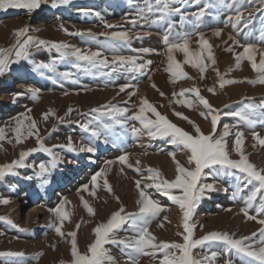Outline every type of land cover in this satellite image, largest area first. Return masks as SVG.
<instances>
[{"label": "rangeland", "instance_id": "374dc122", "mask_svg": "<svg viewBox=\"0 0 264 264\" xmlns=\"http://www.w3.org/2000/svg\"><path fill=\"white\" fill-rule=\"evenodd\" d=\"M56 3L57 7L53 8L52 0H44L40 8L32 12L23 8H0V48L5 50L13 48L17 40L22 43L28 36H32L35 41L28 48L27 59L20 58L17 61L13 52L12 62L0 74V94L13 87L19 79L26 77L34 76L41 83L37 90L36 88L19 89L13 95L12 101L0 103V129H3V136L0 137V166L10 165L13 161L19 160L21 152L37 149L24 157V166L14 167L11 171L5 169V174L0 177V218H5L0 219V264H72L73 239L76 241L78 253L90 256L89 245L95 240L94 228L106 222L121 208H123L122 215L138 213L141 190L161 206L162 211L151 220V223L156 221L159 223L158 219L162 216L166 204L161 201L162 197L155 187L149 188L146 185L159 183L166 167L162 157L154 156H162L163 147H166L165 151L168 153L175 154V150L181 151L182 148L168 143L167 138L148 136L140 122L131 119L133 113L139 111L142 99H146L170 122L190 134H195L194 125L199 126L201 132L206 135L211 133V115L219 114L217 137L224 132V126L227 125L229 135L224 139L228 149V141L231 139L235 141L236 133H242L244 154L257 170H264V160L260 157L263 145L254 136L255 133L260 139H264V83L258 82L259 73L252 67L253 61H249L247 55H242L244 47L252 45L251 53L257 66L264 57V5L258 2L248 4L244 0L240 11L241 22L234 28L232 22L228 20L232 17L234 21L237 15L235 6L228 7L232 4V0H225L224 4H220L219 0H200V3L196 0H187L184 4L172 3L170 7L179 11L173 12L167 23H153L159 13L146 11L148 4L154 5L155 0H68L64 4L56 0ZM142 9L145 11L142 12ZM202 10L204 15L197 20L195 14ZM249 13H251L250 17ZM169 23L171 24L170 40L176 33H190L189 47L193 51H198L202 47L199 43L200 33L208 41L210 49H205L204 56L207 57L210 50L213 59L204 60L203 73L191 64L184 63V55L179 51L174 52L173 55L181 62V70L187 75L176 77L166 70L167 46L163 37L169 32ZM106 25L114 27L109 28ZM24 28L28 31L17 37L16 30ZM89 31L99 41L105 39V36L100 35L101 33L110 34L116 31L130 34L131 39L127 47L118 49L116 53L102 50V55L107 56L109 60L113 55L118 54L134 56L137 58V63L149 61L151 63H147L146 67L138 72L120 69L108 77L95 74L96 70L85 72L83 62L81 68H76L73 57L60 59L57 50L51 47L52 43H64L71 48L96 51L98 45L95 42H86L90 39L87 35ZM216 31L220 32L219 36L214 34ZM80 32L85 35L75 34ZM138 35L140 38H137ZM41 40L47 43L38 44ZM139 49H150V51L146 53L136 51ZM238 55H242L239 67L236 59ZM53 60L56 61L54 71L35 67L41 62L49 63ZM104 71H111V67ZM66 72L71 74L70 78L61 75ZM221 80L233 82L225 83L221 87ZM121 85L128 87L121 91ZM210 88L214 89V92H210ZM192 89H197L199 96L207 99L212 106L211 112L200 103L199 97L191 91ZM181 90H184L183 95ZM104 105L127 109L124 116L120 117L125 121L127 129L122 130L119 125L115 126L118 135L123 133L121 140L110 141L107 144L104 143L103 136L100 139H93L90 132L82 127L99 114L92 110L104 111L101 108ZM180 110L187 112L189 117L177 119L175 114ZM235 112H251L257 123L250 126L238 116L227 115ZM201 113L205 115L202 116ZM43 114H47L46 119ZM145 115L149 119H156L148 110ZM101 118L109 122L108 117ZM33 122L35 128H30ZM17 127L21 130L19 141L15 132ZM132 127L140 128L141 134L134 136L130 131ZM249 138L253 141L252 147L249 146ZM38 139L51 151L39 150ZM69 143L77 151H72L68 147ZM82 147H92L95 150L79 151ZM121 155H126L127 160L121 162L118 159ZM53 158H55V167L52 166ZM239 158L237 153L235 160ZM41 163L47 169L43 174L40 173L39 168ZM183 166L190 167L188 163ZM75 168H78L80 177L88 169L90 172L79 182H76L77 178L72 177V182L64 188L61 195L42 204L41 211L32 219L33 223L25 226L21 224L23 213L34 210L42 192H48L51 187L55 188L57 180ZM149 168L159 171V179L155 181L148 179L154 174L148 171ZM217 168L219 166L205 169L199 179L200 183L198 181V187L203 185L202 182L207 177L208 171L216 174L220 181H225L227 174L223 172L217 174ZM98 172L101 174L93 182L92 177ZM231 173L234 182L226 183L228 192L233 193L234 202L228 204L226 223H234L237 228L229 230V227H215L206 230L202 225L193 222L192 214L206 195L205 190L200 201L195 204L196 208H193L189 219V224L192 226L191 240H199L212 232L228 233L234 238L248 237L257 233L258 238L259 230L264 228L259 222L264 220V210L257 211L261 204H264V189L257 191L259 182L253 180L249 183L246 173L235 169L231 170ZM164 177L165 180H169L166 175ZM45 180L48 183H44ZM137 181L140 182L139 189L136 186ZM170 191L176 196L183 195L179 189ZM207 191L211 193L212 190L207 189ZM253 193L255 198L252 207H247L246 201ZM129 196L134 204L129 201ZM85 201L93 209V213L87 211L84 206ZM61 203L67 213V217L62 222L54 211ZM166 203L171 206L170 201ZM235 207H239V210L235 211ZM246 207L248 216L256 219H249L241 211ZM169 212L166 220L168 223L164 226L167 236L151 234L154 237L152 243H184L183 235L188 233L183 228V217L180 221H176L171 219V211ZM18 213H20V221L16 217ZM238 213L244 220L238 221ZM243 221H250L247 227L240 224ZM54 225L60 227L62 234L56 232ZM126 230L129 233L135 232L130 220L122 223L109 235V240L115 242L103 245L111 257L114 256L112 254L114 247L124 245L120 238ZM73 232L75 237L70 235ZM171 252L177 256L181 254L177 249H171ZM213 252L218 254L215 258L211 257ZM191 254L197 259H202L203 264H226L227 261L231 264H243L240 255L235 251H225L223 243L219 241H205L202 245L192 248ZM129 255L126 254L127 258ZM204 257L208 259H203ZM163 258L164 252L158 248L148 247L145 248L144 253L138 254L137 264H163ZM104 264L109 262L105 260ZM114 264L121 263L115 258Z\"/></svg>", "mask_w": 264, "mask_h": 264}, {"label": "snow or ice", "instance_id": "6c2138e0", "mask_svg": "<svg viewBox=\"0 0 264 264\" xmlns=\"http://www.w3.org/2000/svg\"><path fill=\"white\" fill-rule=\"evenodd\" d=\"M44 0H0V8L10 7L16 9H27L29 12H32L35 9L40 8L41 3ZM61 4L67 3L68 0H59ZM197 3H200V0H196ZM244 0H232V4H229L228 7L232 8L235 6L237 15L234 18L229 17L228 20L232 22V26L235 28L241 22V7L243 5ZM248 4L258 2L261 5H264V0H246ZM172 3L184 4L187 3V0H155V4L149 3L146 11L149 13H159L156 20L153 23L159 22H168L169 16L173 12H178L179 9H172L170 5ZM220 4H224L225 0H219ZM53 8L57 7L56 0H52ZM207 6V5H206ZM145 11L144 9L141 10ZM257 11H261V9H257ZM204 15L203 10L197 14H195L196 19L199 20L201 16ZM251 13H249V17ZM183 19V18H182ZM135 23V21H133ZM111 28L113 25H106ZM171 24L169 23V32L163 37L164 43L167 46V71L172 73L173 76L183 77L187 74L181 70V62L177 61L174 58L173 53L179 51L184 55V63H189L193 67L199 69L200 73L205 71L204 60H212L213 56L211 51L209 50L207 53V57L204 56L205 49H210V45L208 41L204 39L202 33H200L199 43L202 45L200 50L193 51L190 49V33H176L175 36L170 40L171 35ZM28 29H19L16 30L17 37L23 35L27 32ZM76 35H85V33H75ZM215 35L219 36L220 32L216 31ZM90 39L86 42L91 43L95 42L98 45L96 51L92 50H81L79 48H71V46L66 45L64 43H52L51 47L55 48L59 53L60 59H67L69 57L74 58V66L76 68H81V62L84 63L83 70L85 72H92V70H96L95 74H100L102 76L111 77V75L120 69L138 72L143 70L146 67L147 63H137V58L134 56H125V55H113L112 59L109 60L107 56L102 55V50H110L113 53H116L118 49L127 47L130 43V34L127 32H111L109 33H101L100 35L105 36L103 41H99L95 38V35L90 31L87 33ZM137 38H140L139 35ZM175 41V42H174ZM34 38L32 36H28L22 43L17 40L16 45L10 49L0 48V74H2L6 68L9 67V64L12 62L11 57L14 52L16 60L18 61L20 58L27 59L28 57V48L34 43ZM45 41H38V44H46ZM71 49V50H69ZM252 45H247L244 47V53L242 55H247L249 61H253L252 67L259 73V81L260 83H264V57L261 58L259 65L254 62L253 55L251 53ZM136 51L140 52H149L150 49H139ZM242 55H238L237 59V67H239V61L242 58ZM214 62V61H213ZM56 61L53 60L49 63L37 64L36 69H49L55 70ZM127 66V67H126ZM111 67V71L106 72L104 69ZM64 78H70V73L61 74ZM233 81L221 80V87L225 83H232ZM252 83L253 81H249ZM125 87L128 85H121L120 90L124 91ZM191 91L195 92L199 97L200 103H202L209 112L212 111V106L209 104L206 98L199 96V92L197 89H192ZM210 92H214V89H209ZM184 90H181V95H183ZM131 95V93H130ZM33 97H36V93H33ZM104 111L101 109H93L92 112L99 113L94 117L93 121H89V123L84 124L82 127L89 131L91 134V138L100 139L102 136L105 138L104 143H109L110 141L121 140L122 134L118 135L115 131V126L119 125L122 130L127 129V125L123 119L124 114L127 112V109L120 108L114 105H104L101 106ZM146 110L152 112L156 119H149L146 117ZM71 111V110H69ZM44 118H47V114H43ZM178 116H182L181 113H176ZM204 116V113H201ZM227 115L238 116L241 120L245 121L248 125L254 126L257 123V119L253 118L251 112H235V113H227ZM101 117H108V121L106 122ZM187 119L186 117H184ZM207 118V117H205ZM219 114L211 115V126L212 132L209 134H204L201 132L199 126L194 125L195 134H190L187 131L181 129L177 125L170 122L164 115L160 114L157 109L150 104L146 99H142L141 106L139 111L133 113L131 119L139 121L143 126V129L146 130L147 135L156 138H167V142L175 145L177 147H183L188 150L190 155L188 156L187 163L190 167H185L179 163V161L175 160V153H169L172 156L176 168H175V178L173 180H161L159 183L147 184L146 187H155L157 192H162L164 195H168L169 191L172 189H179L182 191L183 195L169 196V199L177 203L180 209L183 212V228L187 235H183L184 243H166L160 242L158 244L152 243L154 237L148 231V225L151 223V220L155 218L161 211L162 208L157 201L151 199L148 194L141 190L139 192L140 199L138 200V204L140 205L138 213L135 214H127L122 215L123 208L113 213L110 218L106 222H102L94 228L95 240L93 243L89 245L88 254L81 255L77 251L76 241L73 239L72 241V256L74 260L72 264H104V261L107 260L109 264H114V258L108 255L103 245L109 242H115L109 240V235L113 233L114 229H117L122 223L126 221H131L132 227L135 231L138 232V236L135 238V241L130 243L128 246L134 250L133 254L129 255V259L132 260V264H137L138 254L144 253L145 248H158L160 251L164 252L163 264H203L202 259H197L191 254V249L195 248L197 245H202L205 241H219L222 242L225 251L232 252L235 251L237 255H240L243 258V264H264V228L259 230V236L257 238V233H253L248 237H240L234 238L233 235L228 233H218L212 232L199 240H191L192 235V226L189 224V219L192 214V210L195 207V204L200 200L202 193L205 189L213 190V185H200L198 187V181L201 178L202 173L205 169L214 168L215 166H219L216 169L217 174L223 172L224 174H232L231 170H239L241 173H246V178L249 183L253 180L259 182V188L264 189V170H257L256 166L253 165L244 154L242 149L243 134L240 132L236 133V138L234 141L235 151L239 154V159L233 160L229 156V152L227 149V143L224 137L229 135V128L227 125L224 126V132L217 137L216 128L217 122L219 120ZM191 122V121H190ZM19 123V121H18ZM91 125V126H90ZM30 128H35V123L33 122L30 125ZM131 133L134 136L141 134V129L132 127L130 129ZM17 134V141L20 139L21 130L20 127L15 129ZM3 136V129H0V137ZM254 136L259 140L261 145H264V139H260L257 134L254 133ZM40 148L44 152H50L51 150L47 147H44L43 144L39 141ZM68 147L72 151H77L76 148L72 147L71 143H69ZM37 149L29 150V152H21L19 160L13 161L10 165L0 166V177L5 174V169L11 171L14 167L24 166V157L30 154L31 151H36ZM95 149L92 147L80 148L79 151H87L93 152ZM121 162L127 160L126 155H121L118 157ZM110 163V162H106ZM52 166L55 167V158H53ZM40 173L43 174L47 171L45 165L41 163L39 165ZM139 171V169H137ZM148 171L150 173H154L152 176L148 177L149 180L155 181L159 177L160 173L156 169L149 168ZM101 173H96L93 175V182L96 181V178ZM44 183H48L47 180ZM107 184V181H105ZM136 186L140 188V182H136ZM110 190V189H109ZM240 189H238L239 191ZM235 195V194H234ZM255 198V193L252 196H249L246 205L247 207H252V201ZM7 203V201H2ZM84 206L87 208L89 213H93V209L88 206L87 202H84ZM247 207L242 209L241 211L248 216ZM264 210V204L261 205L257 211ZM57 216L60 218L61 222L67 217V213L63 210V203L54 210ZM249 219H256V217L248 216ZM5 219V218H0ZM11 223V221H8ZM262 225H264V220L259 221ZM55 230L57 233H61V229L59 226H55ZM73 237H75V233H71ZM171 249H177L181 251V254L177 256L174 252H171ZM167 250V251H166ZM9 255H22L21 253H8ZM218 254L213 252L211 254L212 258H215ZM203 259H208V257H204ZM226 264H231L230 261H227Z\"/></svg>", "mask_w": 264, "mask_h": 264}, {"label": "bare ground", "instance_id": "6f19581e", "mask_svg": "<svg viewBox=\"0 0 264 264\" xmlns=\"http://www.w3.org/2000/svg\"><path fill=\"white\" fill-rule=\"evenodd\" d=\"M40 86H41V83L34 76L26 77L24 79H19L18 81H16L14 83L13 87L3 91L0 94V103H2L4 101L9 103L10 101H12L13 95L19 89H23V88H25V89H32L33 88L34 89V88H36V90H37V87H40ZM176 113H181L182 114V116H178V115L175 114V117L177 119L178 118H182L184 116L189 117V114L187 112L183 111V110L177 111ZM194 118H195V115H194ZM252 144H253V141L250 139L249 140V146H251ZM228 146H229V148H228L229 156H230L231 159L235 160L237 158V152L235 151V148H234V139H231V140L228 141ZM181 148H182L181 151L175 150V152H176L175 160L179 161V163L181 165H183V164L187 163L188 156L190 155V153L188 152V150L184 149L182 146H181ZM162 149L164 150L162 156H159V155L158 156L157 155L154 156L156 158L162 157L165 160V167H166L165 168V172L163 173V178H160V179L158 178L159 182L161 180H165L166 179L164 177V175H166V177L169 179V181L173 180L175 178V168H176V164H175L172 156H170L169 153L167 151H165L166 147H163ZM106 155L108 156L109 154H106ZM260 157H261L262 160H264V145L262 146V148L260 150ZM163 164H164V162H163ZM78 171H79L78 168L77 169L75 168L73 171L66 173L63 177H60L57 180L55 188L51 187L48 192L47 191L46 192H42L41 198H39V202H38L37 206L34 208V210L33 211L32 210L31 211H25L23 213V218H22L21 224H23L25 226V225H28L29 223H31L32 219L36 218L38 212L41 211L42 204H44L46 201L50 200L51 198H54V197H57V196L61 195L62 192L64 191V188L68 187L69 183L72 182V180H73L72 177L77 178L76 182H79L81 179L85 178L87 176L88 172H90V169H88L82 177H80V174H78ZM206 176L207 177L204 178L205 180L202 183H203V185H207V184L213 185V190L212 191L210 190L211 193H208L207 189H205L206 190V195L201 199V201L199 200L200 204L197 206V209L192 214L193 222L196 223V224L202 225L206 230L207 229L211 230V229H214L215 227H229V230L236 229L237 226H235L234 223H232V224L231 223L227 224L228 222L226 223V210H228L227 209L228 204L231 201L234 200L233 193L232 192H228V187H227V183L226 182H228V184L234 182L233 176L230 175V174H227L225 181H220L216 174H212V171H210V172L208 171ZM199 183H200V181H199ZM126 184H128V183H126ZM131 193H132V191H131ZM128 194H129V192H128ZM159 194L162 197L161 201L165 202L166 207L164 208V210L162 212V216L160 217V219H158L159 223H157V221L153 222V223H150L148 231L153 236L158 235L160 237H166L167 236L166 233H165V231H166L165 228L166 227H164V226H166V224L168 223V222L166 223V220H167V217L169 215L168 213H170L169 211H171V214H170L171 219H175L176 221H180L181 220V218L183 217V212H182V210L180 209V207H179V205L177 203H175L174 201L169 199V196L175 195V194H172L171 191H169L168 195H164L162 192H159ZM73 197H71V198H73ZM131 197H132V195H131ZM130 200L131 199H130V196H129V201ZM13 201H15V200H13ZM166 201H170L171 202V206L168 205L166 203ZM16 203H14V205H16ZM131 203L134 204L132 200H131ZM234 210L238 211L239 207H235ZM19 214L20 213L16 214L17 215L16 217L18 218V221L21 220ZM230 216H231V214H230ZM237 219H238L239 222L244 220L243 216L241 214H239ZM234 221H236V220H234ZM249 222L250 221H248V222L247 221H243L240 224H242L243 227H247ZM239 228H240V226H239ZM124 232L125 233L120 238L123 241L124 245L123 246L114 247V249H112V254L114 255L113 256L114 259L116 258L118 263L120 262L121 264H132V260L127 258L126 254H133L134 253V250L132 248H130L128 245L135 241V238L138 236V232L135 231L134 233H129V231H127V230L124 231ZM123 254H125V255H123Z\"/></svg>", "mask_w": 264, "mask_h": 264}]
</instances>
